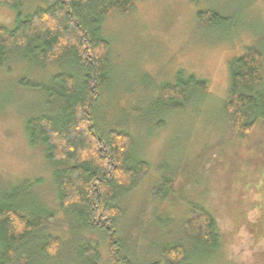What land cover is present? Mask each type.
I'll return each instance as SVG.
<instances>
[{"label":"rangeland","instance_id":"1","mask_svg":"<svg viewBox=\"0 0 264 264\" xmlns=\"http://www.w3.org/2000/svg\"><path fill=\"white\" fill-rule=\"evenodd\" d=\"M36 5L44 3L21 0L23 13ZM206 9L225 14L228 22L203 26L198 13ZM14 18L11 9L0 5L2 24L11 28ZM102 33L110 40V82L100 99L99 131L109 127L127 131L133 140L132 159L149 164L147 175L119 200L124 210L122 231L136 225L132 219L145 209L160 170L172 169L181 199L160 234L144 224L137 226V241L144 246H136L138 255L150 250L152 242L173 236L184 204L191 200L211 212L220 233L219 246L205 264H264L263 130L256 124L248 140L222 141L227 63L247 45L263 54L264 85V0H137L129 13L106 19ZM179 68L207 80L205 95L197 96L183 111L149 115L156 86L173 80ZM68 69L23 58H12L0 69V197L23 180L36 181L34 193L21 203L33 207L43 202L59 221L65 212L57 205L52 176L56 165L45 159L39 146L29 145L25 121L56 111V105H48L47 96L29 83L50 86L55 74ZM133 109L140 111L131 115ZM160 119L162 127L156 124ZM210 155L215 164L205 166ZM67 221L77 224L73 218ZM51 231L67 244L59 261L44 264H73L79 242L69 240L64 228ZM36 247V241H28L23 249L32 252Z\"/></svg>","mask_w":264,"mask_h":264},{"label":"trees","instance_id":"2","mask_svg":"<svg viewBox=\"0 0 264 264\" xmlns=\"http://www.w3.org/2000/svg\"><path fill=\"white\" fill-rule=\"evenodd\" d=\"M42 1L44 5L23 13L21 0H0L15 17L11 28L0 22V69L12 58L69 67L55 74L50 86L29 83L47 96L48 105H56V111L25 121L29 145L39 146L45 159L56 165L52 176L57 205L65 214L59 221L43 202L33 207L21 203L34 193L36 181L14 185L0 197V264L59 261L67 243L51 231L57 226L66 229L69 240L79 242L71 257L73 264H205L219 246L220 233L211 212L191 200L185 202L173 236L152 242L141 255L136 251L137 245L144 247L137 241V226L144 224L160 234L172 219V207L181 200L170 168L160 170L154 179L145 209L132 219L136 225L129 231L121 229L124 210L119 200L147 175L149 164L132 159L133 140L127 131L111 127L99 131L100 99L110 82V40L102 26L114 13H129L137 0ZM198 19L206 27L229 20L212 9L200 11ZM262 63L261 50L252 45L227 63L224 142L248 140L256 124L264 138ZM207 87V80L179 68L173 80L156 86L149 115L183 111ZM156 124L164 123L160 119ZM207 160L205 166L215 164L211 155ZM71 218L76 225L67 221ZM28 241L37 242L35 251L23 249Z\"/></svg>","mask_w":264,"mask_h":264}]
</instances>
